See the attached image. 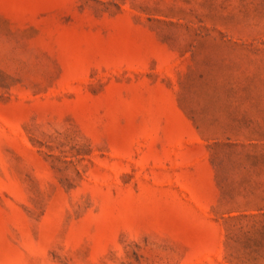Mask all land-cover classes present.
Masks as SVG:
<instances>
[{
  "label": "rangeland",
  "instance_id": "rangeland-1",
  "mask_svg": "<svg viewBox=\"0 0 264 264\" xmlns=\"http://www.w3.org/2000/svg\"><path fill=\"white\" fill-rule=\"evenodd\" d=\"M0 264H264V0H0Z\"/></svg>",
  "mask_w": 264,
  "mask_h": 264
}]
</instances>
